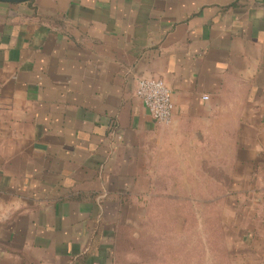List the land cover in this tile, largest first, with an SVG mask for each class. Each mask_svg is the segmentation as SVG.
Here are the masks:
<instances>
[{"label": "crops", "instance_id": "obj_1", "mask_svg": "<svg viewBox=\"0 0 264 264\" xmlns=\"http://www.w3.org/2000/svg\"><path fill=\"white\" fill-rule=\"evenodd\" d=\"M184 205L264 264V0H0V264H144Z\"/></svg>", "mask_w": 264, "mask_h": 264}, {"label": "rangeland", "instance_id": "obj_2", "mask_svg": "<svg viewBox=\"0 0 264 264\" xmlns=\"http://www.w3.org/2000/svg\"><path fill=\"white\" fill-rule=\"evenodd\" d=\"M184 212L188 213L185 217L158 219L159 226L155 227H159V234L154 240L170 238V242L161 241L156 243L159 249L144 250V264H233L227 245L232 242V234L226 239L218 231L223 220L230 223L231 219H219L214 212L209 218L193 217L188 205H184ZM165 245L170 248L166 249ZM122 260L120 254L117 263L122 264Z\"/></svg>", "mask_w": 264, "mask_h": 264}, {"label": "built area", "instance_id": "obj_3", "mask_svg": "<svg viewBox=\"0 0 264 264\" xmlns=\"http://www.w3.org/2000/svg\"><path fill=\"white\" fill-rule=\"evenodd\" d=\"M135 95L154 121L168 123L171 120L173 105L164 81L159 78L141 77L136 81Z\"/></svg>", "mask_w": 264, "mask_h": 264}]
</instances>
